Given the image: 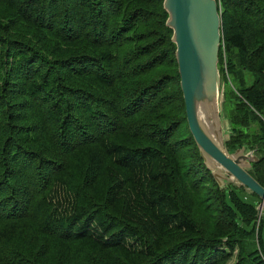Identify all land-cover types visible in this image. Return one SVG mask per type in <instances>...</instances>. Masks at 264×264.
<instances>
[{"label":"trees","instance_id":"obj_1","mask_svg":"<svg viewBox=\"0 0 264 264\" xmlns=\"http://www.w3.org/2000/svg\"><path fill=\"white\" fill-rule=\"evenodd\" d=\"M217 2L225 145L264 186V0ZM166 19L163 0H0V264H264L260 199L204 165Z\"/></svg>","mask_w":264,"mask_h":264},{"label":"water","instance_id":"obj_2","mask_svg":"<svg viewBox=\"0 0 264 264\" xmlns=\"http://www.w3.org/2000/svg\"><path fill=\"white\" fill-rule=\"evenodd\" d=\"M166 26L172 30L179 85L188 129L204 165L219 187H243L260 199L264 207V186L251 174L258 160L254 151L242 145L229 152V123L223 118L224 85L218 68L222 44L221 16L217 0H163Z\"/></svg>","mask_w":264,"mask_h":264},{"label":"rangeland","instance_id":"obj_3","mask_svg":"<svg viewBox=\"0 0 264 264\" xmlns=\"http://www.w3.org/2000/svg\"><path fill=\"white\" fill-rule=\"evenodd\" d=\"M245 75H246V85H249L251 82H252V80H253V76L250 74V73H245ZM221 83L223 84V82H222V80H221ZM224 100H225V98H224ZM224 103V102H223ZM222 115H223V118H226L225 117V113H224V108L222 109ZM245 190V189H244ZM246 191V190H245ZM247 193L244 195V197H245V200H247L248 202H252V203H257V200H256V197L255 196H253V195H251V194H249V191H246ZM261 212V213H260ZM258 214L260 215H262L263 217V235H264V207L262 208V210L261 211H258ZM230 263H232V262H230Z\"/></svg>","mask_w":264,"mask_h":264},{"label":"built area","instance_id":"obj_4","mask_svg":"<svg viewBox=\"0 0 264 264\" xmlns=\"http://www.w3.org/2000/svg\"><path fill=\"white\" fill-rule=\"evenodd\" d=\"M261 213V212H260ZM261 215V214H260ZM259 214H258V216H260Z\"/></svg>","mask_w":264,"mask_h":264},{"label":"bare ground","instance_id":"obj_5","mask_svg":"<svg viewBox=\"0 0 264 264\" xmlns=\"http://www.w3.org/2000/svg\"><path fill=\"white\" fill-rule=\"evenodd\" d=\"M261 260V259H260Z\"/></svg>","mask_w":264,"mask_h":264}]
</instances>
